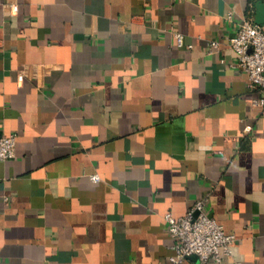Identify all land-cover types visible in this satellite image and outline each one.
<instances>
[{"label":"crops","instance_id":"0c3cea01","mask_svg":"<svg viewBox=\"0 0 264 264\" xmlns=\"http://www.w3.org/2000/svg\"><path fill=\"white\" fill-rule=\"evenodd\" d=\"M250 15L264 0H0V264H169L165 215L203 197L237 236L207 264H264V107L228 43Z\"/></svg>","mask_w":264,"mask_h":264},{"label":"built area","instance_id":"2783aa9c","mask_svg":"<svg viewBox=\"0 0 264 264\" xmlns=\"http://www.w3.org/2000/svg\"><path fill=\"white\" fill-rule=\"evenodd\" d=\"M11 6L14 11L19 10L17 3ZM174 34L178 44L184 45V34L180 31ZM228 43L237 53L239 67L249 73L250 86L259 91L254 103L264 107V23L256 21L252 15L247 16ZM209 45V51L214 52L220 49L222 42L211 39ZM20 78L23 79L24 74ZM247 129L251 130L252 126ZM17 143L16 132L0 134V161L16 156ZM92 178L100 180L101 176L94 173ZM207 202V197L199 198L185 215L176 216L172 212L165 215L173 237L174 253L169 264H182L190 256L198 257L201 264H207L210 259L223 262L226 256L232 255L237 236L227 232L224 225L207 212Z\"/></svg>","mask_w":264,"mask_h":264}]
</instances>
